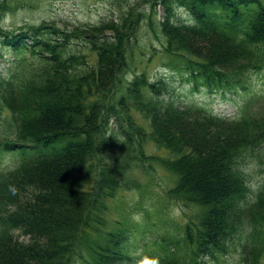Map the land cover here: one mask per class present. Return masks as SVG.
I'll return each mask as SVG.
<instances>
[{"label":"trees","instance_id":"1","mask_svg":"<svg viewBox=\"0 0 264 264\" xmlns=\"http://www.w3.org/2000/svg\"><path fill=\"white\" fill-rule=\"evenodd\" d=\"M146 4L164 10L146 30L162 37L170 70L134 67L123 82ZM118 8L70 28L0 24V55L10 60L0 70V158L12 157L0 163V264H207L230 256L264 264V178L252 189L239 165L250 149L264 166V95L223 114L182 99L173 74L182 72L191 93L246 91L264 70V0H136ZM145 140L172 156L171 195L195 216L177 233L164 225L135 240L137 224L105 214L146 157Z\"/></svg>","mask_w":264,"mask_h":264},{"label":"rangeland","instance_id":"2","mask_svg":"<svg viewBox=\"0 0 264 264\" xmlns=\"http://www.w3.org/2000/svg\"><path fill=\"white\" fill-rule=\"evenodd\" d=\"M135 1L9 0L5 7L0 10V24L10 28L16 25L36 24L49 20L54 21L59 26L67 25L70 28L75 23H95L100 19L109 17L111 14L116 16L118 12L114 11L115 9L119 10L118 7L120 6L121 11H126V7L131 6ZM144 8L149 13L146 20L140 23L141 27L137 35V51L133 53L131 65L126 70L123 82L127 78H131V69L133 70L134 67L140 71L147 70L154 75L168 73L170 70L169 66L164 65L166 61L172 60L162 52V37L157 33L152 34L146 30V27L149 29L154 20H159L162 17L164 10L159 4L156 5V12H150L152 8H155L150 4H146ZM177 11L175 15L184 17L180 10ZM152 18L153 20H151ZM152 46L160 52L155 54L154 57L153 55L150 56ZM140 50L143 51L141 55L139 54ZM9 55L10 53L6 52V56ZM0 56V70L2 74H5L7 72L6 65L10 60L7 58L5 60L4 56ZM173 74L176 75L175 82L179 86L178 88L182 90L179 93L182 99L207 102L212 104L217 112L221 113L233 114L236 106L241 105L250 98L264 95V70L251 75L250 84L246 91H239L226 98L218 94L188 92V82L184 79L180 80L182 72L178 70L174 71ZM120 91L119 89L118 92L120 93ZM134 113L137 122L145 124L141 114ZM143 142L146 157L130 169L129 175L133 178L132 181L131 177L124 179L125 183L117 189L114 198L110 201L112 211L105 214L109 220L119 215L124 217L123 219L129 220V222L137 224L138 231L135 234V240H138L141 235L150 230H161L164 225V228L170 230L172 234L177 233L185 223L188 215L193 219L195 216L193 210L186 208V205H183L171 195L176 176L167 169V162L171 160L172 156L167 150L157 146L150 140ZM35 153L29 152V156L35 155ZM242 155L239 165L242 166V170L247 175L249 186L255 189L257 182L264 178V166L259 165L260 160L257 150L246 149L242 152ZM11 159V156L4 155L0 158V163L9 165L12 163ZM104 160L105 163L109 162L107 154L104 155ZM101 168L102 165H99L97 170L100 172ZM133 182L138 183L139 186H134ZM221 260L220 263L209 261L207 264H240L236 257H224Z\"/></svg>","mask_w":264,"mask_h":264},{"label":"clouds","instance_id":"3","mask_svg":"<svg viewBox=\"0 0 264 264\" xmlns=\"http://www.w3.org/2000/svg\"><path fill=\"white\" fill-rule=\"evenodd\" d=\"M13 193H15V191H16V188L13 186V187H11V189H10Z\"/></svg>","mask_w":264,"mask_h":264}]
</instances>
